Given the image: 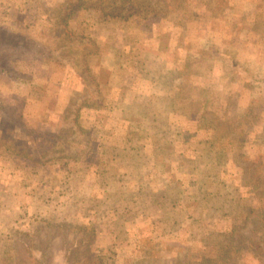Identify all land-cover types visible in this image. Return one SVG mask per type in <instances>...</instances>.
<instances>
[{
	"label": "rangeland",
	"instance_id": "obj_1",
	"mask_svg": "<svg viewBox=\"0 0 264 264\" xmlns=\"http://www.w3.org/2000/svg\"><path fill=\"white\" fill-rule=\"evenodd\" d=\"M6 21L47 47L0 39V264H264V0Z\"/></svg>",
	"mask_w": 264,
	"mask_h": 264
},
{
	"label": "trees",
	"instance_id": "obj_2",
	"mask_svg": "<svg viewBox=\"0 0 264 264\" xmlns=\"http://www.w3.org/2000/svg\"><path fill=\"white\" fill-rule=\"evenodd\" d=\"M114 1H116V0H114ZM93 3L94 2H83L82 3V5H79L78 7H80V8H83L84 10H89V9H93L94 10V12L96 11V8H95V6L93 5ZM123 4L125 5V7H126V3L123 1ZM123 5V6H124ZM121 4H119V7L118 6H115V8H113L112 10L111 9H108L107 7H106V5H105V7L104 6H101L100 8H99V11H100V13H101V15L102 16H106V17H108V18H110V17H112V18H117V17H119V16H123V17H126L128 14H126V10H125V8L123 7ZM122 7V8H121ZM125 10V11H124ZM91 11V10H90ZM11 26H13L11 23H9V22H0V39H1V41L2 42H7V43H9V44H11V45H13V46H18L23 40H25L26 38L27 39H29L30 41H32L33 42V44L34 45H38L39 47H41V48H43V47H47L46 45L44 46L42 43H40L37 39H35V37L34 36H32L29 32H25V29L24 28H19V27H15V28H12ZM12 28V29H11ZM68 32V34L71 32L70 31V29H69V31H67ZM12 36V37H11ZM72 36H74V37H72V38H70V41H65V45L64 46H66L67 47V51H69L68 50V48L70 47V43H71V41H76L77 43H76V46L77 47H81L83 44H84V42H83V44H82V42H80V40L78 39V38H76V37H79L77 34H75V33H73V35ZM14 39V40H13ZM4 43H2V44H4ZM72 48H73V46H72ZM70 49V48H69ZM55 53L53 52V51H50L49 52V54H48V56L47 57H49V58H53V55H54ZM61 54H63V53H61ZM39 55H41L42 56V54H39ZM75 56V55H74ZM85 56V55H84ZM73 63V62H72ZM67 65V64H66ZM65 65V66H66ZM68 65H70V67L71 68H75V67H77V65H75V64H72V66H71V64H68ZM263 192H264V190H263ZM262 192V193H263ZM258 193V192H257ZM259 196L261 195V194H258ZM251 212H253V209H250L249 211H248V214L249 213H251ZM255 212H254V214H253V216H255ZM262 219H263V221H264V217H262ZM263 232H264V228H263ZM248 240V238L246 239V241ZM263 242H264V237H263ZM239 246L240 245H238V242L237 241H235V244H234V247L235 248H239ZM263 258H264V255H263Z\"/></svg>",
	"mask_w": 264,
	"mask_h": 264
}]
</instances>
